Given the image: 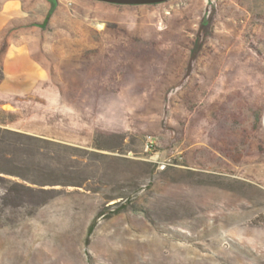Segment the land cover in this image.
<instances>
[{"label": "rangeland", "instance_id": "rangeland-1", "mask_svg": "<svg viewBox=\"0 0 264 264\" xmlns=\"http://www.w3.org/2000/svg\"><path fill=\"white\" fill-rule=\"evenodd\" d=\"M0 264H264V0H0Z\"/></svg>", "mask_w": 264, "mask_h": 264}, {"label": "crops", "instance_id": "crops-1", "mask_svg": "<svg viewBox=\"0 0 264 264\" xmlns=\"http://www.w3.org/2000/svg\"><path fill=\"white\" fill-rule=\"evenodd\" d=\"M3 8L5 10L11 11V9H13V4H5ZM46 17H47V15H46ZM46 17H45V19H46ZM37 24L41 26L43 24V22L42 23L38 22ZM20 44L21 43H19L15 47H12L11 51L9 52L10 56H14V55L18 56L20 54V56L24 55V56L28 57V52H23L24 50L28 51V43H26L24 46L20 45Z\"/></svg>", "mask_w": 264, "mask_h": 264}, {"label": "water", "instance_id": "water-1", "mask_svg": "<svg viewBox=\"0 0 264 264\" xmlns=\"http://www.w3.org/2000/svg\"><path fill=\"white\" fill-rule=\"evenodd\" d=\"M108 3L122 4V5H142V4H157L168 0H99Z\"/></svg>", "mask_w": 264, "mask_h": 264}, {"label": "built area", "instance_id": "built-area-1", "mask_svg": "<svg viewBox=\"0 0 264 264\" xmlns=\"http://www.w3.org/2000/svg\"><path fill=\"white\" fill-rule=\"evenodd\" d=\"M145 148L147 151H150L153 148H155V141L152 139V137H148V139L146 140ZM163 166H164V163H163Z\"/></svg>", "mask_w": 264, "mask_h": 264}, {"label": "trees", "instance_id": "trees-1", "mask_svg": "<svg viewBox=\"0 0 264 264\" xmlns=\"http://www.w3.org/2000/svg\"><path fill=\"white\" fill-rule=\"evenodd\" d=\"M51 13H52V9H51V11L49 12L48 16L46 17V20H45L46 22L48 21V19H49ZM94 226H95V222H94V224L91 225L90 230H92V229L94 228Z\"/></svg>", "mask_w": 264, "mask_h": 264}]
</instances>
